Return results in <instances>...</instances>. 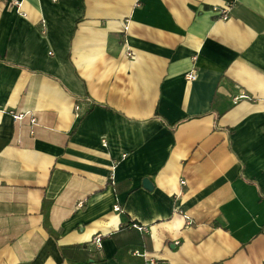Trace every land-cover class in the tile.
Listing matches in <instances>:
<instances>
[{
	"label": "crops",
	"instance_id": "0c3cea01",
	"mask_svg": "<svg viewBox=\"0 0 264 264\" xmlns=\"http://www.w3.org/2000/svg\"><path fill=\"white\" fill-rule=\"evenodd\" d=\"M230 1L0 0V264H264V0Z\"/></svg>",
	"mask_w": 264,
	"mask_h": 264
},
{
	"label": "built area",
	"instance_id": "2783aa9c",
	"mask_svg": "<svg viewBox=\"0 0 264 264\" xmlns=\"http://www.w3.org/2000/svg\"><path fill=\"white\" fill-rule=\"evenodd\" d=\"M233 4V0H231L228 4V6L226 8H224L221 11H217V14L220 16L221 20L225 21L228 19V13L230 11L231 5ZM186 80L188 81H194L196 79V75L194 74H188L186 77ZM240 98H245V97H240ZM29 114H16L13 116V119L18 122L23 120L26 116H28ZM31 124L32 126H35L36 124V120L34 118H31ZM120 210V208L118 206L114 207V211L118 212ZM187 225H190V223H188ZM133 228H135L137 231L141 232V233H147L146 228L142 227V226H138V225H133ZM101 242H102V238L99 236L94 237L93 239V243L95 244L97 249H100L101 247ZM136 256H143V254H140L139 252H135Z\"/></svg>",
	"mask_w": 264,
	"mask_h": 264
},
{
	"label": "water",
	"instance_id": "95a60500",
	"mask_svg": "<svg viewBox=\"0 0 264 264\" xmlns=\"http://www.w3.org/2000/svg\"><path fill=\"white\" fill-rule=\"evenodd\" d=\"M142 186L147 191H152L153 190V185L148 179H144L143 180Z\"/></svg>",
	"mask_w": 264,
	"mask_h": 264
}]
</instances>
